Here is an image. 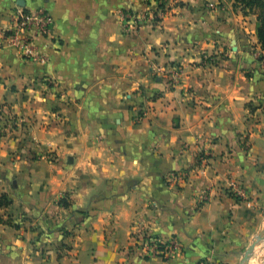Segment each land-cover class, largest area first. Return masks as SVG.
<instances>
[{
    "label": "crops",
    "instance_id": "0c3cea01",
    "mask_svg": "<svg viewBox=\"0 0 264 264\" xmlns=\"http://www.w3.org/2000/svg\"><path fill=\"white\" fill-rule=\"evenodd\" d=\"M168 6L126 33L120 12L157 5L0 0V31L18 10L53 20L35 40L46 64L0 49V264H240L264 232L256 16L234 0ZM143 237L180 250L144 257Z\"/></svg>",
    "mask_w": 264,
    "mask_h": 264
},
{
    "label": "built area",
    "instance_id": "2783aa9c",
    "mask_svg": "<svg viewBox=\"0 0 264 264\" xmlns=\"http://www.w3.org/2000/svg\"><path fill=\"white\" fill-rule=\"evenodd\" d=\"M147 3H155L157 5L156 10L151 13H139L134 14L126 11L119 13L120 23L122 30L126 33L134 31L143 22H154L162 19L169 11L168 2L170 0H144ZM53 27V20L43 10H38L35 13L25 12L23 10H18L11 21V27L9 30L0 31V49L7 48L15 51L20 55L22 60L37 63L46 64L48 57L38 50L35 45V40L38 37H46L51 33ZM208 58H204V62ZM179 73L176 70L175 76ZM141 119V112L135 117V121L138 122ZM206 158H208L206 156ZM205 157L201 162L205 161ZM200 168L199 171H201ZM173 179L177 181L185 180L186 176L181 175L180 177L172 175ZM233 195L240 200L245 199V193L241 186L233 184L231 187ZM202 203L208 202L211 198L208 189L202 191L201 194ZM145 238V239H144ZM140 249L144 257H160L163 260L171 258L175 253L179 252L180 247L178 243L174 240L168 241L166 243L160 242L158 239L153 237H143L140 240ZM207 264V263H202Z\"/></svg>",
    "mask_w": 264,
    "mask_h": 264
},
{
    "label": "trees",
    "instance_id": "16d2710c",
    "mask_svg": "<svg viewBox=\"0 0 264 264\" xmlns=\"http://www.w3.org/2000/svg\"><path fill=\"white\" fill-rule=\"evenodd\" d=\"M237 5L240 6V9L243 11V13H251L256 16V36L260 48L264 53V0H234L235 9H237ZM213 58L214 57H209L206 61L211 63ZM204 157L205 156L203 154H200L198 157V162H200ZM60 204L63 206H68L65 201H60Z\"/></svg>",
    "mask_w": 264,
    "mask_h": 264
},
{
    "label": "rangeland",
    "instance_id": "374dc122",
    "mask_svg": "<svg viewBox=\"0 0 264 264\" xmlns=\"http://www.w3.org/2000/svg\"><path fill=\"white\" fill-rule=\"evenodd\" d=\"M236 10L243 13L239 5H237ZM260 237L262 238V240L255 246L250 258V262L248 264H264V232L260 234Z\"/></svg>",
    "mask_w": 264,
    "mask_h": 264
},
{
    "label": "water",
    "instance_id": "95a60500",
    "mask_svg": "<svg viewBox=\"0 0 264 264\" xmlns=\"http://www.w3.org/2000/svg\"><path fill=\"white\" fill-rule=\"evenodd\" d=\"M262 240V238L259 236L257 237L254 242L252 243V245L245 251L244 255H243V259L241 261L240 264H248L250 261V258L252 256V253L254 251L255 246Z\"/></svg>",
    "mask_w": 264,
    "mask_h": 264
},
{
    "label": "bare ground",
    "instance_id": "6f19581e",
    "mask_svg": "<svg viewBox=\"0 0 264 264\" xmlns=\"http://www.w3.org/2000/svg\"><path fill=\"white\" fill-rule=\"evenodd\" d=\"M253 264V263H252Z\"/></svg>",
    "mask_w": 264,
    "mask_h": 264
}]
</instances>
